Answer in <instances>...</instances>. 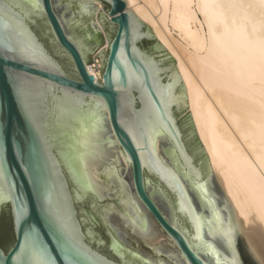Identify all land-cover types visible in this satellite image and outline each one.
<instances>
[{"label": "water", "instance_id": "1", "mask_svg": "<svg viewBox=\"0 0 264 264\" xmlns=\"http://www.w3.org/2000/svg\"><path fill=\"white\" fill-rule=\"evenodd\" d=\"M93 1L109 18L98 15L109 42L100 81L87 66L105 44ZM126 9L0 0V27L18 45L0 59V221L10 216L14 235L0 256L15 264L35 231L52 264H259L176 62Z\"/></svg>", "mask_w": 264, "mask_h": 264}, {"label": "bare ground", "instance_id": "2", "mask_svg": "<svg viewBox=\"0 0 264 264\" xmlns=\"http://www.w3.org/2000/svg\"><path fill=\"white\" fill-rule=\"evenodd\" d=\"M126 5L176 62L213 172L243 216L251 256L264 264V0Z\"/></svg>", "mask_w": 264, "mask_h": 264}, {"label": "snow or ice", "instance_id": "3", "mask_svg": "<svg viewBox=\"0 0 264 264\" xmlns=\"http://www.w3.org/2000/svg\"><path fill=\"white\" fill-rule=\"evenodd\" d=\"M10 27L4 24L0 27V59L7 58L13 60V55L8 53H15L18 45H16L10 38ZM27 50V49H26ZM12 80L19 79L16 73L11 74ZM3 202V197H0V203ZM60 225L58 217H54L53 227ZM62 226V225H60ZM77 255L79 253H76ZM15 264H52V258L47 254V249L44 247V242L40 239L38 232H31L25 237L24 246L13 254ZM0 264H8V261L0 256ZM67 264H80L78 259L69 257Z\"/></svg>", "mask_w": 264, "mask_h": 264}, {"label": "rangeland", "instance_id": "4", "mask_svg": "<svg viewBox=\"0 0 264 264\" xmlns=\"http://www.w3.org/2000/svg\"><path fill=\"white\" fill-rule=\"evenodd\" d=\"M93 4H96L98 5V8L95 12V17H94V20H95V23H96V26L100 29L101 31V34H102V37H103V40H104V43L101 47L98 48V50L93 54V55H90L88 56L89 58V62L87 63V66H91L90 67V70H95L94 73H100L101 74V77H102V71L100 70L102 68L101 66V63L103 62V58L102 57H98V55L105 49V51L108 50V47H109V42H108V38H107V35H106V32L103 28V26L101 25V23L99 22V18H98V15L99 13L101 12L108 20V13L106 12V10L103 8V6L101 5V3L99 2H96L94 1ZM101 80V79H100ZM198 136V135H197ZM199 138V137H198ZM214 173V172H213ZM215 178L216 177V174H214ZM218 179V178H217Z\"/></svg>", "mask_w": 264, "mask_h": 264}, {"label": "trees", "instance_id": "5", "mask_svg": "<svg viewBox=\"0 0 264 264\" xmlns=\"http://www.w3.org/2000/svg\"><path fill=\"white\" fill-rule=\"evenodd\" d=\"M10 243L14 244L11 218L4 214L0 221V246L8 251Z\"/></svg>", "mask_w": 264, "mask_h": 264}, {"label": "flooded vegetation", "instance_id": "6", "mask_svg": "<svg viewBox=\"0 0 264 264\" xmlns=\"http://www.w3.org/2000/svg\"><path fill=\"white\" fill-rule=\"evenodd\" d=\"M113 224V223H112ZM115 225V224H114ZM116 226V225H115ZM119 229V228H118Z\"/></svg>", "mask_w": 264, "mask_h": 264}]
</instances>
